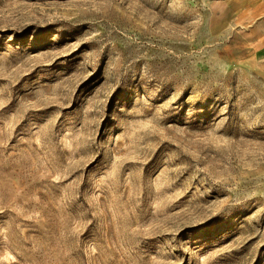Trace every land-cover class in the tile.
<instances>
[{
	"label": "rangeland",
	"instance_id": "rangeland-1",
	"mask_svg": "<svg viewBox=\"0 0 264 264\" xmlns=\"http://www.w3.org/2000/svg\"><path fill=\"white\" fill-rule=\"evenodd\" d=\"M216 0H0V264H264V76Z\"/></svg>",
	"mask_w": 264,
	"mask_h": 264
},
{
	"label": "crops",
	"instance_id": "crops-1",
	"mask_svg": "<svg viewBox=\"0 0 264 264\" xmlns=\"http://www.w3.org/2000/svg\"><path fill=\"white\" fill-rule=\"evenodd\" d=\"M214 31L241 37L231 50L235 61L264 76V0H216Z\"/></svg>",
	"mask_w": 264,
	"mask_h": 264
}]
</instances>
